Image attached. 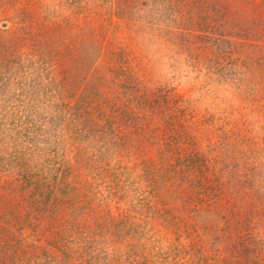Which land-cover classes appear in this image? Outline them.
<instances>
[{"label":"rangeland","instance_id":"374dc122","mask_svg":"<svg viewBox=\"0 0 264 264\" xmlns=\"http://www.w3.org/2000/svg\"><path fill=\"white\" fill-rule=\"evenodd\" d=\"M0 211V264H264V0H0Z\"/></svg>","mask_w":264,"mask_h":264},{"label":"trees","instance_id":"16d2710c","mask_svg":"<svg viewBox=\"0 0 264 264\" xmlns=\"http://www.w3.org/2000/svg\"><path fill=\"white\" fill-rule=\"evenodd\" d=\"M183 116V114H182ZM175 125L174 123H169L168 122V128L165 132H163V136H161L160 140H161V144L160 147H162L163 150L159 151L158 154L160 156V158L165 159V170L163 171V173L161 172L160 169L156 168L157 165L155 163H151L150 166L148 168H150V170H147L146 172V178L149 180H153L154 178L157 177H161L162 175H167L168 180L171 184V188H172V193L175 194V197H182L181 195L183 193H187L188 197L191 198L192 196V191L191 190H186L185 189V184H183V179H184V174L186 173L183 170H179L178 166L182 165L184 163H179L177 164H172L170 161L171 156L173 155L175 151H178L179 149L176 148V139L173 138V133L175 131ZM153 133H156L154 131H152ZM151 132V133H152ZM152 136V135H151ZM154 139H157V137H154ZM174 142V143H172ZM165 177V176H164ZM209 182V180H208ZM210 183V182H209ZM197 194H199L200 196L203 195H207L206 197L208 198V200H210L209 198L213 197L214 200L218 199L221 197L222 193L219 192L218 190H216L215 186L212 187L211 184L207 185V186H200L199 189L197 190ZM192 199V198H191ZM199 201H197L198 203H202L203 200L198 199ZM215 217L212 220L206 221L203 224V229L204 231H206L207 233H210L214 236V238H218L220 237V233H225V228L223 227H219V223L222 220V216L219 212H215L214 213ZM1 216H5V214L0 211V217ZM239 238H241V236H239ZM251 243H245V241H239L237 243H233L231 246H228V248L231 250L232 256H245L246 252L248 250H250V248L248 247ZM196 255H203L202 252L200 250H196ZM229 257L230 259H223L220 263H216V264H232V262L235 260L233 257ZM203 258L200 257V259ZM208 259H204L202 262L203 264H208ZM212 261V260H211ZM244 260L243 259H239V261L236 264H243ZM194 264V263H192ZM249 264V263H248Z\"/></svg>","mask_w":264,"mask_h":264}]
</instances>
